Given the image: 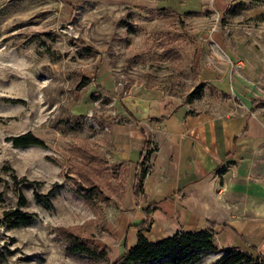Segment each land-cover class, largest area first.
I'll return each mask as SVG.
<instances>
[{"label":"rangeland","instance_id":"1","mask_svg":"<svg viewBox=\"0 0 264 264\" xmlns=\"http://www.w3.org/2000/svg\"><path fill=\"white\" fill-rule=\"evenodd\" d=\"M160 2L0 0V264L120 258L132 178L122 153L133 149L119 133L128 123L121 106L132 108L139 90L173 107L194 88L199 41L186 15ZM16 211L32 222L12 227ZM69 237L106 261L67 255Z\"/></svg>","mask_w":264,"mask_h":264},{"label":"crops","instance_id":"2","mask_svg":"<svg viewBox=\"0 0 264 264\" xmlns=\"http://www.w3.org/2000/svg\"><path fill=\"white\" fill-rule=\"evenodd\" d=\"M159 6L189 20L199 41L191 83L203 91L172 107L158 91L137 90L132 108L122 104L128 123L119 133L133 146L122 153L132 178L113 255L133 247L136 230L148 222L142 235L150 243L210 231L219 251L264 256V0H161ZM149 139L156 151L135 195ZM219 251L195 264L214 263Z\"/></svg>","mask_w":264,"mask_h":264},{"label":"trees","instance_id":"3","mask_svg":"<svg viewBox=\"0 0 264 264\" xmlns=\"http://www.w3.org/2000/svg\"><path fill=\"white\" fill-rule=\"evenodd\" d=\"M83 51L88 52V48H83ZM202 89V85L194 87L186 95L185 102L189 103L199 99ZM16 141L15 145L20 146L37 143L35 139L27 143ZM154 151H156V146H151L150 148V143L145 140L138 163V170L135 174L133 186L135 195L141 193L142 181L147 173L146 163L150 154ZM86 191L88 192V190ZM13 217L14 222L10 224L12 227L27 226L32 222L33 214L16 211L13 213ZM0 222H3V220ZM148 228L149 223L146 222L136 230L135 245L125 249L120 258L113 264H195L203 253H215L219 251L213 243L210 231L195 233L177 232L161 241L150 243L142 235V232H147ZM65 245L67 255H80L93 260L100 259L106 261V254L104 252L87 245L84 241L69 237ZM219 252L221 256L213 264H264V256L262 254H256L252 258L236 250L226 249Z\"/></svg>","mask_w":264,"mask_h":264},{"label":"built area","instance_id":"4","mask_svg":"<svg viewBox=\"0 0 264 264\" xmlns=\"http://www.w3.org/2000/svg\"><path fill=\"white\" fill-rule=\"evenodd\" d=\"M233 67V66H232Z\"/></svg>","mask_w":264,"mask_h":264}]
</instances>
